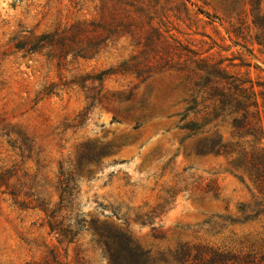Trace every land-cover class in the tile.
Instances as JSON below:
<instances>
[{
    "label": "rangeland",
    "instance_id": "374dc122",
    "mask_svg": "<svg viewBox=\"0 0 264 264\" xmlns=\"http://www.w3.org/2000/svg\"><path fill=\"white\" fill-rule=\"evenodd\" d=\"M258 40L264 0H0V264H108L92 221L152 254L188 245L264 257V185L232 158L196 154L205 136L245 140L232 117L212 120L193 88L201 74L188 71L249 82L264 124ZM82 147L105 155L80 165ZM255 203L261 215L246 220ZM43 209L75 236L51 232Z\"/></svg>",
    "mask_w": 264,
    "mask_h": 264
},
{
    "label": "trees",
    "instance_id": "16d2710c",
    "mask_svg": "<svg viewBox=\"0 0 264 264\" xmlns=\"http://www.w3.org/2000/svg\"><path fill=\"white\" fill-rule=\"evenodd\" d=\"M256 10L255 8L253 12ZM255 24L258 25L259 22ZM258 42L264 46L262 40H258ZM185 69L187 67L183 66L177 71L180 72ZM188 71L193 74H197V72L201 74L198 81L194 83L193 88L198 89V94L204 89L205 97H202V102H211L212 120L220 117H232V134L238 140H245V144L240 143L241 141L231 143L224 142L219 135L205 136L197 143L195 147L196 154L232 158V167L248 174L261 187L264 185V148H259L258 145L264 140V124L259 119V104L253 86L247 87L249 82L227 76L225 71L220 68L208 66L199 68L197 66L195 70ZM211 84H215V87H209ZM260 95L264 106V93H260ZM189 105L186 112L195 109L193 106H197V98L193 97ZM90 108L91 105L79 117L84 119ZM186 117L187 115H184L182 121ZM183 128L195 135L201 129V126L189 123ZM104 155L105 152L93 154L86 147H82L78 154V162L80 165H82L81 163L97 162ZM59 183L61 193L57 204L59 209H57L61 210L66 208L64 203L66 199L70 198V193L74 188H71V183L73 184L71 177L70 179L60 180ZM259 206H261L260 203L253 204L252 212ZM245 208L249 209L250 206H242V211ZM41 211L49 219L47 225L51 232H57L65 239L75 236L74 227L63 225L65 218L60 223L55 222L57 210L43 209ZM260 213L261 211L257 209L254 215H248L246 220L256 218L261 215ZM79 224L81 223L76 221V225ZM91 227L96 243L108 264H264L263 256L261 258H257L256 255L241 256L231 251L206 246L190 247L183 245L172 253L152 254V252L138 245L127 231L99 225L97 221H92Z\"/></svg>",
    "mask_w": 264,
    "mask_h": 264
}]
</instances>
